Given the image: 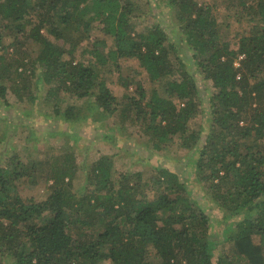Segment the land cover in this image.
Instances as JSON below:
<instances>
[{
    "label": "trees",
    "instance_id": "obj_1",
    "mask_svg": "<svg viewBox=\"0 0 264 264\" xmlns=\"http://www.w3.org/2000/svg\"><path fill=\"white\" fill-rule=\"evenodd\" d=\"M227 2L225 25L215 3L154 1L169 11L197 73L215 90L206 99L211 125L203 138L191 129L203 97L181 58L184 46L170 42L158 23L139 28L150 0H0L6 104L11 90L31 107L42 99L64 123L100 111V120L145 126L156 152L197 148L198 179L224 222L233 221L223 230L228 247L216 258L211 217L176 173L160 170L164 193L150 200L129 178L115 181V158L102 156L86 167L78 195L75 168L65 172L44 155L29 166L16 155L0 161V264H264V0ZM245 14L248 25L239 33ZM121 60H133L164 96L138 84L119 100L108 74L122 73ZM34 78L37 91L48 87L43 98L32 91ZM72 100L93 102L78 107ZM25 179L51 181L47 197H21Z\"/></svg>",
    "mask_w": 264,
    "mask_h": 264
},
{
    "label": "rangeland",
    "instance_id": "obj_2",
    "mask_svg": "<svg viewBox=\"0 0 264 264\" xmlns=\"http://www.w3.org/2000/svg\"><path fill=\"white\" fill-rule=\"evenodd\" d=\"M150 1L152 5L147 8L146 5L143 6L145 10L149 9V11H146L149 15L139 21V28H141L140 26L158 23L170 36V42L176 41L184 46L181 58L191 66V71H194L197 75L201 93L200 98H204H202V102L200 101V115L195 122H192L191 129L192 127L198 130L201 129L203 138H205V134L209 131L211 125L206 99L215 90L210 81L203 80L201 75L197 73L196 66L193 65L191 60L192 52L185 47L181 32L176 31L169 11L163 7H155V0ZM199 1L201 3L207 1L217 4L218 9H215V14L221 18V22H225V25L228 24L229 20L224 17L227 14L225 10L228 5L227 0ZM240 17V25L236 29L239 33H242L247 28L248 22L246 14ZM104 39L108 47L113 44L111 38L105 37ZM9 51L13 52V49L10 48ZM80 52L77 56H80V54L82 56V52ZM83 58L86 61L89 59L88 56H83ZM120 63L123 67L121 74L116 72L108 74L109 80L113 81L110 86L119 100H122L126 93L128 95L133 94L138 84H142L148 91L157 88L161 96H164L163 86L150 83L147 80L146 73L140 71L133 60H121ZM105 68L108 69V67ZM120 77H122L121 80ZM125 82L129 83L128 87H124L123 83ZM8 84L10 85V83ZM30 86L33 92L37 91L35 78L31 81ZM47 88L37 91V95H41V98H43ZM6 100L9 104H6L0 98V161L3 165H6L16 155L24 164L29 166H32L34 162H38L41 158L43 159V155L44 157L53 156L52 166H57L65 172L75 168L73 189L78 195H82L81 188H83L86 181V167L102 156H111L115 158V181L119 182L125 177L129 178L130 185L137 184L140 187V194L148 196L150 200L164 193V185L158 183L157 179L161 178L159 176L161 169H168L183 180L188 186L191 196L211 217L212 234L215 240L219 242L215 252L216 258L228 247L222 243L223 230L225 227L232 230L233 226L231 224L233 221L224 222L223 214L217 211L211 202L210 195L206 193L204 184L198 179L195 165L197 148L193 147L189 151L186 149H172L171 151L156 152L152 148V143L144 138L145 126L123 125L121 123L117 125L114 118L107 117L100 120V111H94L86 121L73 125L64 123L59 118L54 117L51 108L42 99L39 102V107H31V104L17 101L10 90L7 91ZM91 102L93 101L83 100L77 103L72 100L69 105L76 104L78 107H85ZM138 175L141 176L140 180L137 178ZM51 183L50 181L46 185L44 183L37 184L33 183V179H25L22 184H19L18 192L24 199L40 201L47 197V189H49ZM170 197L173 198L174 195H170Z\"/></svg>",
    "mask_w": 264,
    "mask_h": 264
},
{
    "label": "built area",
    "instance_id": "obj_3",
    "mask_svg": "<svg viewBox=\"0 0 264 264\" xmlns=\"http://www.w3.org/2000/svg\"><path fill=\"white\" fill-rule=\"evenodd\" d=\"M242 59H243V56L240 57V60H242ZM239 61L236 63V66H239Z\"/></svg>",
    "mask_w": 264,
    "mask_h": 264
}]
</instances>
